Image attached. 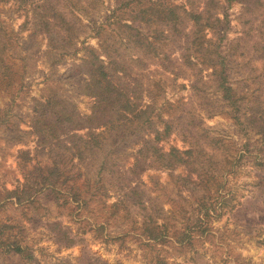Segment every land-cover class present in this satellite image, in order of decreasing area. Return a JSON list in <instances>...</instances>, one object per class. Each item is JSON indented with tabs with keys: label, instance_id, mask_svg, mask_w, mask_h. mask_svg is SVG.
Listing matches in <instances>:
<instances>
[{
	"label": "rangeland",
	"instance_id": "rangeland-1",
	"mask_svg": "<svg viewBox=\"0 0 264 264\" xmlns=\"http://www.w3.org/2000/svg\"><path fill=\"white\" fill-rule=\"evenodd\" d=\"M127 1L0 0V28L12 42L5 56L14 69V80L0 81V200L7 191L21 197L36 194L35 201L18 203L14 197L2 202L0 219L15 226L13 233L21 229L18 238L34 255V264H264V0H142L121 9ZM165 3L181 11V23L169 21L179 25L176 30L153 15L152 22L135 26L149 33L148 42L156 46L129 43L126 24H132L139 9L150 12ZM207 11L222 20L196 34L202 37L209 65L195 52L185 58L196 32L189 14L207 18ZM36 14L51 27L38 22ZM55 17L73 27L72 45L60 41L66 48L59 50L48 34L51 30L60 39ZM161 28L168 37L158 38ZM105 52L125 69L112 76L113 82L133 91L145 108L154 105L149 110L153 124L162 129L163 122H175L173 133L158 144L163 152L193 149L195 168L210 161L215 178L206 177L207 188H199L197 196L205 192L207 204L217 211L202 215L205 231L192 227L191 238L182 244L177 239L199 214L196 195L176 178L187 174L183 168L145 170V164L143 172L130 171L143 135L125 139L122 130L110 132L106 123L114 120L112 108L87 87L89 63L97 55L107 62ZM140 56L144 63L137 62ZM221 72L234 89L231 102L220 86ZM47 102L48 123L54 120L50 108L59 103L87 118L76 134L105 132L104 148L118 153L114 158L126 179L124 189L105 176L98 187L90 186L86 206L74 202L75 189L81 187L84 194L86 179L94 180L85 174L93 164L62 148L75 132L63 129L58 144L41 130L36 111ZM114 141H121L117 149ZM55 161L77 175L66 184L72 189L65 198L45 186ZM132 199L138 204L129 208ZM118 200L125 202L115 206ZM149 215L166 223L167 241L144 238ZM0 250V264L28 263L25 255L10 257Z\"/></svg>",
	"mask_w": 264,
	"mask_h": 264
},
{
	"label": "trees",
	"instance_id": "trees-1",
	"mask_svg": "<svg viewBox=\"0 0 264 264\" xmlns=\"http://www.w3.org/2000/svg\"><path fill=\"white\" fill-rule=\"evenodd\" d=\"M141 1L142 0H131V2L127 1L125 4L121 5L120 8H131L136 2V4H139L141 3ZM207 13V18L202 14H189L191 15V19L194 22V28L196 32L194 33V39H192V41L188 44L185 58L190 60V58L194 56L193 53L195 52L197 53V55H202L203 58L201 61L203 64L209 65L204 42L200 41L202 40V37L196 34L204 31L206 27L213 28L212 26H210L211 23H218L222 20L220 18H213L214 16L212 15V13H210V11H207ZM36 15L38 22L42 23L43 21L46 27H51V25L46 22V20L40 19V14ZM153 15H156L159 23L165 24L170 28L169 30L172 31L179 25L169 23V21H173L170 19H180L179 23H181V19L183 18L178 7L168 5L166 3L161 5L160 8L154 7L150 12L147 8H140L136 14V17H134L132 24H126L127 28L129 29V32L126 36L129 43H136L139 47H141V45H144L146 49L151 46H156L153 43L148 42L149 33H145L142 27L135 26L140 25L141 23L148 24L152 22L151 19L153 18ZM55 18L60 20V22L57 23L60 39H58L55 36V33L51 30H48V34L50 41H55L57 43L56 50H59L61 48H66V46L60 41H65L66 43L72 45L74 39L72 36L73 27L70 26L64 18ZM202 18L206 19V24L201 21ZM167 31L168 30L164 28L157 30L158 38L168 37L169 34H166ZM7 35L5 36V34H3L2 32V29L0 28V81L4 83H9L11 79L14 80L12 76L14 70L13 65L8 61V57L5 56V53L8 52V47H10L9 45H11L12 47L11 39H7ZM6 39L8 40L7 42H5ZM105 48L106 50L109 49L108 47ZM138 49L141 50L145 56L146 54H148L146 49L145 52H143L142 48ZM153 50V55H157L158 49L154 48ZM105 53L108 58L107 62L101 60V56L97 55L95 59L89 63V65H91V69L89 70V80L87 82V87L88 90H90L89 93H92V95H94V97H96L99 102H103L112 108V117L115 121L111 120L106 123V125H108L109 127L110 132L116 129L122 130L124 133L122 138L125 139L130 138L132 134H137L138 136L140 134L143 135V138H140V148L137 150L136 155L134 156V164L133 167L130 168V171L134 174H138L140 171L143 172L153 167L169 170L183 168V170L187 174H180L176 178L180 180L182 179L185 187L189 189L188 191H192L191 194L196 195V200L198 201L197 210L199 214L196 216V218H194L196 222L195 225L187 226L185 232L182 234V238L177 239L178 243L182 244L186 241V239L189 240L191 238L190 231L192 227H195L196 230H202L203 232L205 231L206 224L203 221L204 218L201 217L202 215H206L209 217L211 212L217 211L214 206H210L207 204L208 195H206L205 192L199 197L197 196L199 188H201L202 186H204V188H207V184L205 182L206 177H209V175H211L212 178H215L213 173H211L212 170L207 166L208 163L210 164V161H202L200 162L201 165L198 168H195L194 164L197 158L194 155L193 149L181 151L177 148H172L170 152H163L158 144L173 133V131L175 130V122H173L171 119L163 122L164 126L162 129L157 127L156 124H153L149 110L154 109V105H148L145 108L143 104L136 102V99L138 98H136V95L133 94V91L120 88L113 82L112 76L125 71V69L122 65L119 64V62L113 59V56L111 54H109L108 52ZM189 55L191 56L189 57ZM164 57H167L165 53ZM221 60L224 61V59ZM137 62L141 64L144 63V60L140 56L137 59ZM218 64H220V67H223V64L220 61L217 63V65ZM220 75V86H222L224 89V97L229 102H231L234 100V89L231 84L225 83L226 77H223V72H221ZM147 94L150 97L149 91L147 92ZM48 105V102L45 104H41V109L35 111L39 113V117L41 118V130H46L45 133H48L49 131L51 133V138L55 141L54 143L62 144L63 141L60 138V132H62L63 129L67 128L71 132H75L78 129L86 127V125L82 124V122L86 124L87 118L82 117L78 112L72 110L67 106L64 107L59 105V103H56V105L58 106L55 105L50 108V111L54 113V120L48 123ZM1 124L2 121L0 118V125ZM146 131H150L148 133V139H146L145 137L147 136ZM104 133L105 132H96L93 129H90L88 133L83 135L76 134L75 132L74 135L69 138L70 141L66 142V145H68V147L66 148L64 145L62 147L66 149V151L73 150L75 153L74 155L77 156L78 160H88V162L91 161V163L93 164V167H90L92 168L91 170H89V168H86L85 174L89 175L90 178L94 176L95 178L93 181H91L89 178L86 179L88 184L83 185V187L86 186V192H84L85 195L80 192L81 187L76 188V192H74L73 194L75 200L74 202L80 203L82 206H86L88 204L89 197H87V194L89 193L90 186L93 185L98 187L101 183L102 178L105 176H110V182H112L113 179H116L118 182L117 188H119V186L121 185L122 189H124V183L126 179L124 177L122 178V170H120V164L118 163V159L114 158V156L118 157V153L117 151L107 152V149L104 148ZM121 141H114L113 148L117 149ZM145 164L147 165L145 166V170H143V165ZM93 169L97 170V172L94 173ZM101 173L106 174L100 176ZM81 174L83 173H78V176H80ZM97 176L99 177L96 178ZM76 177L77 175L71 174L70 172H67V170L62 169L59 163L55 161L53 166L50 167L48 171V185L46 184L45 186H48V191L52 192V194H54L56 197L60 198L59 196H61L62 198H65L67 195L66 193H68V191H71L69 189H72L68 187L67 190L65 187L67 186L66 184L71 183V181L73 182V180H76ZM110 182L108 184H111ZM16 192L17 191H7L6 196L0 200V204L2 202H8L7 200L14 197H16L18 203H21L23 199H25V201H35L33 199L36 198V194L29 193L21 197ZM125 195L128 197L126 193ZM122 202L125 201L118 200L115 206H119V204ZM64 203H69L68 198ZM220 203L221 202L219 201L216 202V204ZM137 204L138 201L135 199H132L131 202L127 203V205H129V208L131 206H136ZM162 210L164 211V209ZM159 221V218L155 217L154 215L148 216V219L143 226V235L146 240L154 242H165L168 240L169 234L167 231L166 223H161ZM57 226L60 227L61 225L57 224ZM14 230L15 226H10L5 221H2L0 219V248L2 247L4 252L8 253L10 257H23L25 255V263H27L28 260L27 264H34V255L29 252L27 248L23 247L24 242H21V240L18 238V232H21V229L16 233H13ZM163 264L167 263L163 262Z\"/></svg>",
	"mask_w": 264,
	"mask_h": 264
}]
</instances>
